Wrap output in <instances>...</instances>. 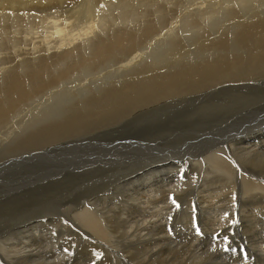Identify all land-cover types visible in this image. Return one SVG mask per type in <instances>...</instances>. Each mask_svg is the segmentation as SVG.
I'll use <instances>...</instances> for the list:
<instances>
[{"label":"rangeland","instance_id":"rangeland-1","mask_svg":"<svg viewBox=\"0 0 264 264\" xmlns=\"http://www.w3.org/2000/svg\"><path fill=\"white\" fill-rule=\"evenodd\" d=\"M131 1L123 0L121 5L113 3L111 9L100 13V21L95 25V33L103 37L102 24L112 23L113 34L102 40L112 42L115 46L113 50L100 52L88 38L79 42L82 44L78 48L79 57L103 64L82 66L77 61L79 58L70 53L58 57L52 70L37 81L35 95L0 122V256L12 258L11 264H19L20 261V264H116L119 259L112 253L116 250L118 254L125 255L124 258L131 264H152L153 256L161 254L167 257V251L171 249L170 258L179 260L174 264H195L194 259L189 262V256L192 250L194 252L198 248L203 255L198 264H264V225L260 227V222L264 224V189L259 190L256 184L255 188L251 187L237 175H231L228 171H232L220 165L221 161L216 164L205 155L188 156L200 148L206 154L218 151L226 143L235 142L230 138L238 136H247L249 144H257V147L260 146L257 149L264 151V64L261 60L248 63L252 55L245 59L246 65L240 66L248 68L249 73L239 75V71L234 69L232 73L235 75L229 76L225 67L228 57L227 23L233 27L237 19L249 18V15L258 12L264 18V1L220 0L205 3L203 0H153L151 4ZM57 9L40 11L35 17L45 14L49 19L62 16V10ZM136 10L140 20L133 19ZM187 10L194 14V19L188 21L187 16H183ZM154 14L160 17L156 18ZM150 20L154 23L159 20L161 27L158 33L148 37L144 35L143 38L139 31ZM18 22L12 24L9 30L13 34L10 39L7 36L9 32H6L7 37L0 40V87L5 86L4 81L8 83L14 79L11 72L13 65L3 64L6 60L8 62V54L11 61H17L14 70L21 76L20 69H24L26 63L16 53L27 52L30 58L35 54V46L51 45L53 48L49 56L56 57L60 51L58 47L65 46L56 32L49 33L52 27L46 25L47 22L38 23L36 27L30 25L24 30H19ZM127 29L142 35L131 47V42L124 41L120 36V32ZM68 30L66 28V32ZM173 31L178 32L177 36L183 41L178 50H183L185 54L184 66L189 86L210 87L200 92L179 87L180 91L162 95L155 86V97L148 100L139 95V86L134 91L139 90L138 94L131 97L133 101L125 109L127 116L118 125H105L106 122H99L103 116L91 117L87 114L90 111L93 113L99 105L94 101L84 103L83 98L92 100L103 93H110V89H129V85L138 83L142 77V80H152L147 69L142 70L143 62L154 53L160 54L156 55L160 60H166L164 56L172 47L168 42L176 40ZM140 39L144 41L138 44ZM70 57L72 61L65 63ZM174 73L175 70L171 69L170 76L173 77ZM51 80L55 81L50 83ZM220 80L224 82H217ZM78 104L80 108L73 109L78 110L77 114L84 113L80 128L85 129L66 130L60 134L62 137L56 131L63 130H52L56 134V143L41 144L43 138L35 130L41 125L37 121L53 114H67L70 106ZM37 115L41 117L36 118ZM59 120L64 121L63 118ZM30 135L32 138H29ZM88 136L93 138L85 143ZM25 138L29 140L24 141ZM72 141H77L75 147L69 145L71 148L68 150L66 143ZM125 145L134 153L129 154L124 149ZM38 146L44 148L31 150ZM118 150H123L126 158L118 155ZM228 151L231 152V149ZM35 152H38L37 156H34ZM260 156L263 161L253 167L264 171V154ZM188 160H192L193 164H188ZM92 161L94 164H91ZM149 178L152 182L145 186H161L178 180L180 187L185 186L180 188L181 195L188 192L192 211L185 207L182 199L177 202L179 205H174L178 197L167 200L152 198L146 205L148 208L139 207L141 212L131 209L126 203V188L129 185L138 187ZM261 180L256 182L260 184ZM261 182L264 187V181ZM99 202L111 207L110 216L105 215V220L102 219L107 232L111 231L114 236L112 242V239L109 240L114 242L111 251L107 249L109 253L103 252L104 247L100 246L102 239L97 238L94 229L92 231V224L80 222L73 210H68L70 207L81 209L85 206L101 214L103 207L96 205ZM159 208H165L161 213L156 211L157 217L164 214L162 220L165 224L156 225L161 227L154 229H158L154 242H159L161 246L156 243L157 253L150 252L149 258H146L144 252L148 251L150 244L147 246L145 240L137 241V237L126 236L134 228L129 226L127 234L124 230L129 222L135 224L138 218L143 219L146 210L152 212ZM206 210L216 214L214 222L207 218ZM227 210L229 216L218 223L217 214ZM122 212H126L127 217ZM189 213L192 214V223L188 224L184 216ZM149 218L134 226L157 222L153 219L155 217L151 221ZM77 228L85 231L83 239L65 233ZM143 232L148 233L147 230ZM154 237L147 239L152 241ZM60 238L61 241L58 240ZM0 264H5L1 258Z\"/></svg>","mask_w":264,"mask_h":264},{"label":"bare ground","instance_id":"bare-ground-1","mask_svg":"<svg viewBox=\"0 0 264 264\" xmlns=\"http://www.w3.org/2000/svg\"><path fill=\"white\" fill-rule=\"evenodd\" d=\"M151 1H153V0H147V1L133 0L131 2H134V3L143 2V3L151 4ZM203 1L205 3L208 1L220 2V0H203ZM256 1L258 2L259 0H256ZM122 2H123V0H0V36H1L0 40L2 39V37L6 38L7 36H8V39H10V37L13 35L12 33H10L11 27H12V24H14L15 22H18L14 19V18H17L19 21L23 19L22 22L21 21L18 22V24L20 25L19 30H24L30 25H35V27H36L38 23L42 24L44 22H47L46 25L50 24L52 27V30L49 33L56 32V35L60 36V38L63 39V41L61 43L65 44V46L60 45L58 47L60 51L56 54V57H54L53 55L49 56V54L51 53L50 49L53 48L51 45L45 46V47L35 46V54L32 55V57H30V58L27 57V55H28L27 52H24L23 54L16 53L19 55V57L24 58L25 63H26L25 68L20 69V75L21 76H18V73L14 70V64L17 63V61L15 59H14L15 61H11V58H9L10 55L9 54L7 55L6 59H8V62L6 60L3 64L5 65V63H6L7 64L6 66H12L13 65L11 68V72L14 76V79L10 80L8 83L6 81H4L3 84L5 86L0 87V122H3L8 114H10L14 110L16 111L17 110L16 108L25 105V102L29 101V99H31L35 95L36 89L38 88V86L36 85L37 81L40 78L42 79L44 73L52 70V67L59 60L58 57L70 53V54L76 55L79 58V59H77V61L82 66L87 65L89 67L90 66L97 67V66H100L101 64H103L101 62H96V61H94V62L93 61H87L84 56L79 57L78 56V48L82 47V44H80L79 42L83 39L88 38L90 44L93 45L94 47L98 48L100 52H107L108 53L109 50L110 51L113 50L115 48V46L112 44V42L103 41V40H107L108 36L113 34L112 23L111 22H105L104 24H102L103 28H104V32L102 33L103 37L100 35H97L95 33L96 32L95 25L97 22L100 21L99 15L102 11H104L106 9H111L113 3H120V5H121ZM165 2H168V1H165ZM74 3L76 5L71 6ZM61 6H63V8H61ZM51 8H58L59 10H62V12L60 13L62 16L49 19L46 14H45L46 16L45 15L40 16V14H39V16H40L39 18L35 17L38 12L44 11V10L48 11ZM155 16H156V18L160 17L159 15L158 16L155 15ZM183 16H187L186 19H188V21L190 19H194L193 18L194 14L188 10L183 13ZM262 16L263 15L260 12H258L254 15H249V18L248 17H246V18L242 17L244 19H242V18L237 19L236 22L234 23L233 27H232V24L230 25L227 23L228 57H227L226 62H225V67H226V70H227V73L229 76L235 75L232 73V71L234 69H237L239 71V73H238L239 75L244 74V73H249L250 71L248 68H241L240 67V66L246 65L247 62L248 63H255V62L261 60V63L264 64V18ZM195 18H196V16H195ZM133 19L134 20H140L141 19V16H139V14H138V10H136L135 14L133 15ZM255 19H257V20H255ZM158 21H156L154 23L153 20H150L149 22L145 23L143 29L139 31L143 34V38H144V35L148 37L150 35H153L154 33H158V30L161 27V24L158 23ZM41 26L44 27V25H41ZM66 28L69 29L68 32H66ZM127 31L124 30V31L120 32L121 33L120 36L122 37V39L124 41L128 40V42H131L130 46H129V47H131L134 45L135 41L138 38L142 37V35L137 34V32H134V31H129V29H127ZM6 32H9L7 36H6V34H7ZM134 33H136V34H134ZM173 33L176 36V40L175 41L170 40L168 42V43H170V45L172 47H171V49L168 50V54H165L167 57L164 56L166 58V60H163V59L160 60L159 57L158 58L156 57V55H160V54L154 53L151 57L147 58L143 62L142 70L147 69L146 71L151 74L152 80H150V81L149 80H142L143 79V77H142L138 83H133V84L129 85V89L126 87H122L118 90L110 89L109 90L110 93H103L100 96H98L92 100L83 98L82 101H84V103H86L88 101H94L95 104L99 105L98 109L92 111L93 113H90L91 112L90 111V112H87V114H89L91 117L103 116V118H101L99 120V122L100 123L106 122V123H104L105 125H109V123L111 125H113V124L118 125L119 123H121L120 122L121 119L127 116L125 114V109L132 103L133 100L131 97L134 95H137L138 94L137 92L139 90H141V92L139 94L140 96L144 97L145 99L151 100L155 97V94L153 92L155 91L156 87H157V89L161 90L162 95L164 93H168L169 91H171V92L177 91V90H179V87L183 90L186 88H190L188 90H192L195 92H200V91H203L204 89H207L208 87H210L208 85H205V86H198V85L189 86V79L186 78V68L184 66L185 54H184L183 50H178V48H181V46L183 45V41H182V38L177 36L178 32L175 33L173 31ZM48 41H49V39H48ZM142 41H144V40L140 39L137 41V43L141 44ZM66 42H67V44H66ZM73 43H75V44L73 45ZM138 48H139V46L136 48V50H138ZM131 50L133 51V47L131 48ZM250 56H252V57H250ZM249 57H250V60H247V62H246L245 59H248ZM167 60H169V61H167ZM70 61H72L71 57L65 63L70 62ZM127 66H129V64ZM262 67H264V66H262ZM171 69L175 70L173 77L170 76ZM54 81L55 80H51L50 83H53ZM222 81L224 82V80H220L217 82H222ZM215 83H213L212 85H214ZM209 85H211V84H209ZM139 86H140V88H139ZM137 88H139V90L137 92H134L137 90ZM188 90H186V92ZM97 105H94L93 107H95ZM78 107L80 108L79 104L74 105V106H70V111H68L67 114L66 113H62L59 115L53 114V115L47 116L46 118L43 117L40 120H38L37 122H39L41 125L37 126L35 130H38V135L41 138H43V140H42L43 142H41V144L44 143L45 145L46 144L52 145L53 143H56V139H55L56 134L58 136L62 137L60 134L66 130H76V129L82 130V129H85V128H80V126L83 124L82 119L84 117V113H78L77 114L78 110L73 109V108H78ZM38 117H41V116L37 115L36 118H38ZM54 117H56V118H54ZM59 118H63L64 121L61 122L59 120ZM117 118H118V120L116 122H113V120H115ZM87 121L89 122L90 119L88 118ZM68 126L71 128H69ZM52 130H63V131H56V134H53ZM250 133H251V131H250ZM38 135H36V136H38ZM30 136H29V138H32V136L31 137ZM36 136H34V137H36ZM29 138L28 139L25 138L24 141L29 140ZM92 138H93V136L86 137L85 143L87 141H90ZM230 140H234L235 142H230L231 143L230 145L226 143L225 144L226 146L223 149H219L218 151H213V152H210L209 154H206V151H204L203 149L200 148L198 152H195V150H194L188 156H191L192 154H194L196 156L201 155V157H202L203 155H205V158L211 157L216 164L221 161L222 163H220V165H223L224 168L230 169L232 172H230V171H228V172L231 173V175H233V174L237 175L238 177L243 179L251 187L255 188V184H256V186L259 187V190L264 189V187L260 185V184L263 185V183L261 181H264V180H261V179L264 178V171L256 169L253 167V166H257V165L261 164V161H263V159L261 158L260 155L264 154V151H260L261 149L258 150L260 146L257 147L256 146L257 144H249L247 136L232 137V138H230ZM76 142L77 141H72V142L66 143L68 145L67 146L68 150H70V148H71V147H69V145L75 147ZM44 146H38V147L32 148L31 150L35 151L39 148H44ZM29 148H30V146H29ZM124 149L129 154L134 153V151L131 150L128 146L124 147ZM229 149H231V152L232 151L233 152L231 153L230 151H228ZM43 150H41V151H43ZM237 151H240L239 154L237 153ZM117 152L119 153L118 155H121L124 158H126L123 150H118ZM37 153L38 152H35L34 156H37ZM117 158L119 159L120 157L117 156ZM190 163H192V160H188V164H190ZM91 164H94L93 161ZM151 180L152 179L149 178L148 180H145V182L143 184H141L138 187L136 186L135 188H132L130 185L129 186L127 185L128 187L126 188V190L128 192V195H127L128 200L126 203H127V205L128 204L130 205L131 209L136 208L139 210L140 209L139 207H142L144 209L148 208L146 205L152 198H153V200L156 197H158L159 199L167 200L170 198L171 199H177V197H178V200L174 203V205H177L178 204L177 202H179V200L182 199V201L185 204V207L192 211L191 208L193 205L188 200V196H187L188 192L185 193L184 195H181L180 188H185V186L180 187L178 180L176 182L174 181V183H172L170 181L164 185L162 184V182H160V184H162L161 186H156V185L145 186L147 183L152 182ZM257 180H261L259 182L260 184H258V182H256ZM169 186H171V187H169ZM173 189H175V190H173ZM249 190H251V188H249ZM172 191L176 195H174L172 193ZM116 201H117V199H116ZM158 202H160V201H158ZM105 203H107V202H105ZM168 203H171V202H168ZM151 204H153V203H151ZM151 204H149V205L151 206ZM96 205L102 206L104 208V209L102 208L101 214L96 209L88 208L85 206H84V208H81V209H72V207H70L68 210H73L77 219L80 222H82V223L86 222V223L92 224V226H93L92 231L94 229L95 231H93V232L98 234L97 238L100 237V239H102V241L100 242V244H101L100 246L104 247L103 252H108L109 249H110V251L112 249L111 245H113L114 242L113 243H111V242L114 240V239H112V237H114V236L112 235L111 231L107 232V229H105V227H107V226L103 225V223L105 222V221H103V220H105L103 218H105V215L107 217L110 216L111 207L110 206L108 207V205L105 206L100 202ZM167 205H171V204H167ZM127 208H128V206H127ZM149 209H151V208L149 207ZM164 209L165 208H159L156 210L153 209L154 211H152V212H151L152 209L150 210V212L146 210V212H144V216H142V213L139 214L140 216L143 217V219L138 218L136 221V223L138 224L139 222L143 221L147 217H150L149 218L150 221L152 220L153 217H155L153 219H155L157 221L156 223H152V224L147 223V225L146 224H143V225L140 224V226H134V225H136V223L134 224V222H133V224H131L128 221L129 224H127V228L124 230L125 234H127L129 226L131 228H134L133 232L127 234L126 236L131 235V237H137V241L145 240V244L147 246L150 244L148 247V251L144 252L146 254L143 253L144 256L146 255V258L150 252H152V254L157 253L155 247H156V243L158 244L159 242H156V243L154 242L157 240V238H155L154 236H156V231L158 229L157 230H154V229L161 227V226H156V225H162L165 223H163V220H162V218L164 217V214H161L160 217H157L156 211L161 213V211H163ZM242 210H244V209H242ZM256 210H257V208H256ZM120 211H117V213L119 214ZM205 212L207 213V218L210 221L213 220V222H214V217L216 216V214L210 210H206ZM190 213L188 215L184 216V219L187 220L186 223H188V224L191 222L190 220H191L192 214L190 215ZM220 213L221 214H217L218 215V219H217L218 223L225 220L229 216V210H227L225 212L220 211ZM122 214L126 215L127 213L122 212ZM129 214L131 215V213H128V215ZM139 215L136 216L135 218L139 217ZM253 215H254V213H253ZM126 217H127V215H126ZM127 220H129V218H127ZM72 223H74V222H72ZM188 224H186V225H188ZM83 225L84 224H82V226ZM262 225H264V224L260 222V227ZM73 226H74V224H73ZM188 226L191 228L190 225H188ZM188 226H185V229H189ZM152 227H154V228H152ZM144 230H147L148 233L143 232ZM73 231H76L77 233H74ZM65 233H69L70 236H72L73 238L77 237L78 239H83L82 236L85 235V231H81V230L79 231L78 228L77 229H71L69 231H66ZM149 233H150V236L148 235ZM143 235H146V236L144 237ZM148 237H154V239H152V241H151V239H147ZM159 237H161V236H159ZM97 238H93V239L97 240ZM93 239H92V241H94ZM119 239L121 240V238H119ZM133 239H134V241L136 240L135 238H133ZM58 240L61 241V238ZM109 240H111V242ZM55 245H57V244H55ZM158 245L161 246V244H158ZM93 246H94V244H93ZM158 247H157V250L159 249ZM98 248L99 247L97 245H95V249L98 250ZM128 248H130V247H128ZM23 250H24V248H23ZM29 250H26V251L29 252ZM144 250H145V248H144ZM146 250H147V248H146ZM170 250L167 251L168 255H167V253H165L167 255V257H163V256H161V254H157L156 256H153L152 258H154V260H153L152 264H156V263L157 264H166L167 262L174 264L177 261H179L177 258H173V259L170 258ZM112 251H113L112 253H113L114 257L119 259V262L117 261L116 264H131L128 259L124 258L125 255L122 256V254H118L116 250H112ZM263 252H264V248H263ZM191 253L192 254H190V256H189V262L191 259H194L195 264L200 263L199 260L201 258H203V255L200 252V249L197 248L194 252L192 250ZM260 253H261V251H260ZM9 255H10V253H9ZM263 255H264V253L262 254V256ZM26 256H25V258H26ZM41 257H42V255H41ZM95 257L97 258V256H95ZM0 258H1V261L5 264H11L13 261L12 258H9L8 256H4V255L0 256ZM148 258H149V256H148ZM33 259H35V258L33 257ZM23 261H24V259H23ZM27 261H29L28 258H27ZM30 261L33 262V260H30ZM40 261H41V259H40ZM192 262H193V260H192ZM20 263H22V262L20 261ZM23 264H24V262H23ZM27 264H28V262H27ZM30 264H31V262H30Z\"/></svg>","mask_w":264,"mask_h":264}]
</instances>
